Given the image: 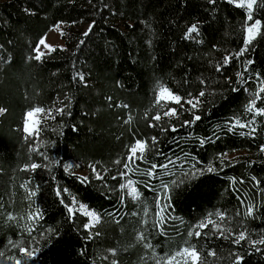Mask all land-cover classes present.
<instances>
[{"label": "trees", "instance_id": "trees-1", "mask_svg": "<svg viewBox=\"0 0 264 264\" xmlns=\"http://www.w3.org/2000/svg\"><path fill=\"white\" fill-rule=\"evenodd\" d=\"M250 13L261 29L246 46L251 21L230 0H0V264H169L189 245L198 264H264V244L252 243L264 240V115L246 108L264 86V0ZM57 23L64 46L34 59ZM83 23V34L69 29ZM161 86L180 103L158 105ZM136 140L144 158L126 170ZM236 150L247 154L223 157ZM125 171L136 199L120 190ZM78 204L99 222L85 227ZM208 219L219 228H197Z\"/></svg>", "mask_w": 264, "mask_h": 264}, {"label": "snow or ice", "instance_id": "snow-or-ice-1", "mask_svg": "<svg viewBox=\"0 0 264 264\" xmlns=\"http://www.w3.org/2000/svg\"><path fill=\"white\" fill-rule=\"evenodd\" d=\"M212 2L214 3L215 0H212ZM254 3H256V0H251V2H249L247 4V7H248L249 10L252 9ZM247 19L250 20V21L253 19L251 13H249ZM260 23L261 22L259 20H256L254 23L251 24V26L247 27V29H246V31H247V39L245 40V45L246 46L248 44H250L251 41L259 33V31H260V27H259ZM91 27L92 26L90 25L89 26V31L91 30ZM195 31H197V25L193 24L191 27H189L188 33L190 34V33H193ZM85 35H87V32L85 33ZM40 45H43L46 48H51L52 47V46L46 44V40L44 38L40 39L39 44L34 49V51L36 53V55L34 56V59H36V60H41L43 58V56L45 55V53L40 50ZM242 52H243V49L241 50V54H242ZM229 59L230 58L226 57L225 58V63H227ZM79 78L83 79L82 76H80ZM260 92H264V86H262L259 89V91L254 94V98L246 106L247 111L255 112L256 115H264V108L257 109L255 107L256 106V102L261 99ZM199 95L203 96L204 93L201 92ZM194 100H195V102H193V100L187 101V103L191 104L192 108H196L197 105L199 104V98L198 97L194 98ZM180 101H181V97L173 94L168 88L163 87V86H161L159 88L158 95L156 97V103L158 105L162 104V103H168V102H175V103L179 104ZM4 111H5V109L0 108V113H2ZM44 111L45 110L43 108L36 107V108H34L32 110H29L26 113L27 119L25 120V125H24V131L25 132H27V133H31L32 132L33 128L36 126V124H38V121H35L33 118L39 113H44ZM57 111H61V110L58 109ZM175 114H176V110L174 108L169 109L167 112L164 113L165 116H174ZM48 115L51 116L50 111H49ZM153 119L156 120V121H159L161 119V116L159 114H157L155 117H153ZM199 119H200L199 116L195 117V120H199ZM254 119H255V116L253 117V120ZM192 122H194V121H192ZM192 122L186 121L185 123L187 124V123H192ZM250 125H251V121L249 122L248 125H243V124H240L239 120H236L231 125V127H236V126H239V127H250ZM172 130L175 131V128H173ZM252 131L254 132L255 129H252ZM153 140H155V138H153ZM201 143H203V141H201ZM146 148H147V142L141 141V140H136L134 145H132L130 147V149H129V156L127 157V162L124 163V168L126 170H129L130 169V165L133 164L136 159H141L142 160L144 158V152L146 151ZM262 151H264V149H262ZM137 153H139V156H137ZM117 163H119V161H117ZM30 167L32 169H35V168L39 167V165L32 164V165H30ZM156 167H157L156 165H153L152 168L149 169L147 174L149 176H152L153 175V170ZM160 167H165V166L161 165ZM208 171H213V169L209 168ZM127 174H128L127 171L121 173L122 176H127ZM84 179L86 180L87 178L85 177ZM171 183H172V185L178 187L179 184L183 183V180H180L179 182L178 181H172ZM120 187L122 189H127L128 190V194L133 199L138 198L139 195H140L139 192L137 191L136 187L133 185V181L131 179H129L126 184H122ZM162 188L165 191V193L167 194L168 191H169V185L168 184H162ZM57 194L59 195L60 193L58 192ZM165 199H169V197L166 195ZM158 207L160 208V211L157 213V215H158L157 224L158 225H162L163 221H164L163 211H164L165 208L168 207V205L165 204L163 206H160L159 201H158ZM80 208L83 209V208H85V206L84 205H80ZM68 211H69V213H71L72 212V208L69 207ZM247 214L248 215L252 214V207L251 206L248 208V213ZM85 215L91 217L92 224L99 222V217H98V215L95 212L86 211ZM209 215L211 216L212 214H209ZM215 215L217 217H219L221 220L224 217V214L220 213V212L215 213ZM209 224H212L213 226L219 228V225L216 224L211 219H208L206 221H202L199 225H197V228L198 229H203V228L207 227ZM85 227H90V225H85ZM188 235L189 236L195 235V236L199 237L201 235V232L200 231L189 232ZM221 235H223V233H221ZM138 238L142 240L144 238L143 234L141 233ZM245 238H246L245 237V233L241 232L239 234L238 239H236L235 242L239 243L240 240H243ZM186 243H187V241H186ZM252 243L253 244H257V243L264 244V240L253 241ZM147 246L151 247V245H147ZM20 250H21V252H24L28 257H32L34 255V252L29 251L28 249L21 248ZM210 254L214 255V253H210ZM0 255H2V253H0ZM177 257L184 258L185 264H189V261L191 262V264H198V262L200 261V255L197 252L195 246H192V245H189L188 247H184L183 249L178 251L174 256L170 257L169 258V264H170L171 261L176 260ZM16 264H21V262L18 260V261H16ZM113 264H115V262H113Z\"/></svg>", "mask_w": 264, "mask_h": 264}, {"label": "rangeland", "instance_id": "rangeland-1", "mask_svg": "<svg viewBox=\"0 0 264 264\" xmlns=\"http://www.w3.org/2000/svg\"><path fill=\"white\" fill-rule=\"evenodd\" d=\"M230 1H232V2H234L236 5H239V6H242V7H244L245 9H246V11H247V14L249 15V13H250V11L252 10H249L248 9V7H247V4L249 3V2H251V0H230ZM254 5V4H253ZM253 8V7H252ZM256 21V20H255ZM255 21H251V22H248V24H247V26H246V29H247V27L248 26H251V24L252 23H254ZM260 21V20H259ZM261 22V21H260ZM62 27H63V24L62 23H57V24H55L54 26H52V27H50L49 29H48V31L40 38V39H42V38H44L45 40H46V44L47 45H50V46H52L51 48H53V47H63L64 46V41H63V38H62V36H61V29H62ZM260 29H261V23H260ZM87 28H88V24H75V25H70L69 26V29L70 30H73V31H76V32H79V33H81V34H83L86 30H87ZM40 39L38 40V42L36 43V46H35V48L37 47V45L39 44V41H40ZM247 39V31H245V40ZM34 48V49H35ZM51 48H46V47H44L43 45H40V50L42 51V52H44L45 54H47L50 50H51ZM35 52V51H34ZM35 55H36V53H35ZM160 88V87H159ZM159 88L156 90V97H157V95H158V91H159ZM42 113H39V114H37L33 119L35 120V121H38V118H39V116L41 115ZM27 119V117H26V113H25V115H24V118L22 119V121H21V126H20V129L24 132V133H26V134H32L34 131H35V129H36V126L33 128V130H32V132L31 133H27V132H25L24 131V125H25V120ZM37 125V124H36ZM133 145H134V143H133ZM130 149V148H129ZM247 154V152L245 151V150H236V151H233V152H228V153H225L224 154V158H228V159H232V158H236V157H238V156H242V155H246ZM74 171L75 172H78L79 174H84V171L82 170V169H80V168H78V170L76 169V168H74ZM127 181H128V179L124 176V177H122V183H121V185L122 184H126L127 183ZM120 190L122 191V192H124L126 195H129L128 194V190L127 189H122L121 187H120ZM80 205L81 204H78V208H79V210L83 213V214H85V212L86 211H92V210H90V209H88L86 206H85V208H83V209H81L80 208ZM92 212H94V211H92ZM87 216V215H86ZM87 219H88V225H93L92 224V222H91V217H89V216H87ZM95 224V223H94ZM178 258V261L179 262H181L182 264H185V261H184V258H182V257H177ZM169 260H167V262H168ZM189 264H191V262L189 261Z\"/></svg>", "mask_w": 264, "mask_h": 264}]
</instances>
